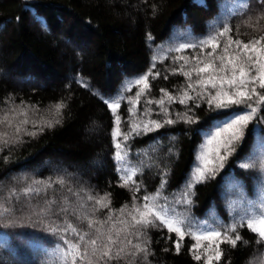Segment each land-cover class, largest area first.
I'll list each match as a JSON object with an SVG mask.
<instances>
[{
    "label": "trees",
    "instance_id": "1",
    "mask_svg": "<svg viewBox=\"0 0 264 264\" xmlns=\"http://www.w3.org/2000/svg\"><path fill=\"white\" fill-rule=\"evenodd\" d=\"M212 25L216 30L228 28L234 42L264 38V0H0V133L8 134L7 143L0 140V264H70L65 241H79L68 224L94 234L88 221L105 222L111 216L101 230L112 224L119 229L124 227L122 219L130 222L128 213L134 208L144 210L145 195L159 193L172 203L188 196L194 225L206 224L212 208L225 219V182L251 195L253 178L241 164L255 143L264 150V103L253 105L256 116L233 145L236 150L227 155L221 172L187 188L204 138L226 112L241 110L236 105L225 110L209 107L195 84L199 78L193 82L197 88L189 89V80L171 65L177 58L176 51L168 50L172 44L209 39L216 35ZM226 44L219 42L222 47L215 54H222ZM233 50L235 43L229 55ZM164 52L167 57L157 61ZM145 74L148 100L143 103L135 89L123 86ZM257 91L264 94V89ZM165 93L185 101L172 103L167 115L156 103ZM128 94L138 96L139 108L147 107L162 127L122 139L125 159L120 167L107 100L122 97L119 114L128 134ZM57 105H62L59 112ZM185 115L195 122H185ZM6 116L13 127L4 121ZM25 119L29 122L20 126L26 131L16 135L14 126ZM167 119L174 123H164ZM125 168L133 173L131 180ZM30 188L39 192L26 194ZM104 197L108 206L101 208L95 201ZM63 208L67 211H60ZM141 231L139 239L130 238L146 243L148 254L131 258L134 264H205L194 258L196 241L189 233L177 253V233L166 226ZM237 233L241 241L235 247L220 243L221 259L212 264H264V241L257 242L258 235L246 225L238 226Z\"/></svg>",
    "mask_w": 264,
    "mask_h": 264
},
{
    "label": "snow or ice",
    "instance_id": "2",
    "mask_svg": "<svg viewBox=\"0 0 264 264\" xmlns=\"http://www.w3.org/2000/svg\"><path fill=\"white\" fill-rule=\"evenodd\" d=\"M229 29H225L223 32L218 33V37H222L227 33ZM262 39H256L248 43H243L240 41H232L229 39L227 44L224 46L221 55H216V49L220 47L217 37H210L202 41L199 45V48L203 50L204 47L210 46L212 52L208 53L209 57L215 56V59H209L207 62L205 60L196 58V66L189 72H184L183 67H181V73L191 81L192 73L195 72L197 81L195 82L198 85L202 92L200 93L201 98L207 97V103L209 107L219 110H225L232 105H236L238 108H241L239 112H226L225 117L219 118L221 120L212 131L207 135L205 142L200 146L206 148L207 145H211L213 141H221L220 147L216 149V158L220 161V166H223V161L227 158V155H230L232 152H235V147L233 146L236 142L240 141L244 136V128L248 125L250 121L256 116L257 108L254 107V104L264 103V94H261L257 91V87L264 89V43ZM235 43L237 50H233L232 55H229V50ZM188 47H197V45H185L184 48ZM216 61H219V66H217ZM202 73H207V76H202ZM159 75L158 73L156 74ZM166 78V77H165ZM147 76L137 83H146ZM189 88L195 90L192 83H189ZM214 89L215 91H210ZM163 91V90H162ZM165 95H168L165 93ZM187 96V93H184ZM169 100L173 98L168 97ZM188 99H193V97L188 96ZM255 98V99H254ZM184 103V99L179 101ZM215 102V103H214ZM109 107L115 112L116 109L120 107V104L115 101L108 102ZM148 103H152L151 100ZM156 103L163 108L164 114H168L167 108H164V99L156 101ZM198 106V105H197ZM62 105H57V111ZM187 123H194V119L190 116L185 115L182 117ZM5 122H8L9 127H13L11 122L6 116L4 118ZM29 121L27 119L20 122V124L14 126V132L16 135H19L21 131H26L22 129L20 125L27 124ZM56 123H59L57 120ZM117 131L115 135L117 137L121 136L119 131L120 117L116 116L115 119ZM156 128L162 127V124L157 121H151ZM164 123L172 124L174 121L172 119H167ZM259 123V120L257 121ZM49 127L52 126L51 123L48 124ZM144 131L148 130V126H144ZM141 132L139 125H133L131 132L123 135V140L127 141L130 135H139ZM28 135H35V133L27 132ZM7 133H0V140L3 143H7L8 140L6 137ZM223 137V140L221 138ZM126 147V145H125ZM115 158L119 162H123L125 157L123 155V149L120 142L115 143ZM220 148H223L225 155H220ZM203 153H199L197 160L194 161L193 171L196 173L195 181L202 182L207 179L209 175L214 174V169L208 168L209 164H214V159H208L203 165L198 166V160L203 156ZM251 165L248 163L241 164L242 168H249ZM121 180L124 183H127V177L122 176ZM63 183V181H60ZM166 184V181H162V185ZM50 186V185H49ZM193 185L189 183V188ZM33 192H39V189H28L26 194ZM187 194V193H186ZM159 193L156 196H147L143 197L145 201L144 209L147 211H141L138 208H134L133 211L128 213L130 217V222L128 220H121L120 223L124 225L119 229L116 228L115 224L107 231H102L103 223L111 222V216H109L108 221L99 222L95 220H89V228H94V234L90 233H80L74 228L71 224L67 225V228L77 236L79 243H72L70 241H65L68 246V255L70 256V264H77V261L80 264H111L112 261L125 260L127 258L128 264H134V261L131 258L136 257L140 253H144L145 257L148 254V248L146 243H133L130 237L135 236L139 239L140 236L144 235L141 229L147 228L149 226H166L168 231L177 233V239L175 243V249L177 253L180 251L181 242L183 241L186 233V229L183 228L182 224L178 221L173 220L170 217H167L162 209L153 210L155 205L151 202L156 200ZM89 200L94 198L89 196ZM106 197L101 198L95 201V204L101 208H105L108 205L104 202ZM183 199V198H182ZM187 204H191L190 200L185 201ZM48 211H51V208H48ZM60 211H67L66 208L60 209ZM123 212V209L121 210ZM139 214V218L137 214ZM152 216V219H147L148 215ZM159 222V224L157 223ZM100 225L96 227V225ZM176 225L175 227L173 225ZM259 225V227H255ZM245 226V225H241ZM246 226L258 235V241H264V216L250 219L246 222ZM132 229V231H129ZM56 231L55 228L52 229ZM229 233H237V228L235 225L227 226L226 229L222 232L220 230L209 231L207 233H201L197 237V240L206 239L209 241H217L215 259L219 261L221 259L222 253L219 250V244L227 241L231 244L232 247L237 245V242L241 241V236L239 233L232 238ZM189 235H191L189 233ZM171 238V237H169ZM83 245V248L81 247ZM193 250L200 248V244L196 243L192 246ZM211 248V245H209ZM131 249V250H129ZM207 251V249H206ZM196 260L201 259V255L197 254L194 257ZM212 256H208L205 260V264H212Z\"/></svg>",
    "mask_w": 264,
    "mask_h": 264
},
{
    "label": "rangeland",
    "instance_id": "3",
    "mask_svg": "<svg viewBox=\"0 0 264 264\" xmlns=\"http://www.w3.org/2000/svg\"><path fill=\"white\" fill-rule=\"evenodd\" d=\"M212 26H213L212 29H214L213 31L216 34L215 36L213 35L212 37H217L218 43L223 42L225 44L226 41L230 39V35L227 32L225 33L224 36L218 37V33L223 32L225 29H228V28H220L216 30L217 27H214V25ZM206 39L207 38L200 39L199 41L196 42L195 45H197L198 43L200 45V43ZM185 45L186 44H172L168 49L170 52L176 51V54L174 56L175 57L177 56V58L175 59L172 58L173 60L171 63L172 66H177L176 70L178 68L181 69V67H183V70L184 69L192 70L196 66L197 57L205 60V62H207V60L209 59H215V56L209 57L207 55L208 53H210L209 50L212 49L210 46L204 47L203 50L197 47V49H193V50H190V52H188L186 50L191 49V48L190 47L184 48ZM221 47L222 46L218 47L216 49V52H219L221 50ZM166 53L164 52L163 55L156 58L157 61H162L163 59H165V57H167ZM220 53L216 55H221ZM216 63H217V66H219V61H216ZM201 75L207 76V73H202ZM145 76H148V75L147 74L141 75L137 77L136 79H134L131 83L123 86V88L129 91L131 89H135L134 91H136V93L140 95L141 97V102L145 101L143 103H146L148 100L147 98L148 84H147V81L146 83H137V82L142 80ZM196 77L197 75L194 74L193 78L189 82L194 84L193 82L196 81ZM80 83L87 88H91L89 82L86 80H81ZM193 86L194 88H197V86L195 85ZM200 90L202 92L201 88ZM210 91L214 92L215 90L210 89ZM93 92L97 93V89L93 88ZM130 95L131 94H128V97ZM169 96L170 95H164L161 98V99H164L165 101L164 106H163L164 108H168L172 103L178 100H181L180 98L174 97V96H171L173 99L169 100L168 98ZM121 98L122 97L118 99L107 100L108 106H109L108 102H111V101L118 102V100H120ZM139 100L140 98H138V96L136 97L132 96V98L130 96L129 98L124 99V101L126 102V104H128V107H129V119H128L127 127L132 129L133 125H139L141 129L140 134H145L148 132L156 131L158 128H156L155 125L151 123V121L153 120L151 119L150 113L146 112L147 107L143 109L139 108ZM157 106L158 108H160V112L164 113L163 108H161V106H159L158 104ZM110 110L114 116V125H115L114 130H113L114 143H117V142L121 143L123 139V135L127 134V132L126 131L124 132L122 130L123 123L121 121V117L119 114L120 107L116 109L115 112L111 108ZM158 115L160 116V114ZM116 116L120 117L119 131L121 133V136L119 137L115 135L117 131L116 123H115ZM162 117L163 115L161 114V118ZM145 125L148 126V130L146 131L143 130ZM206 137L204 138L201 145L205 142ZM220 144H221V141H213V143L211 145H207L206 148L200 147L201 145L199 146L197 156L199 153H203L204 155L198 160L197 162L198 166L203 165L210 158L215 160L214 164L208 165V168L214 169V174L209 175L207 179L214 178L222 170V167L220 166V161L218 159H215L216 149L220 147ZM251 151H252L251 154L245 157V162L251 165L249 168H247L250 170V175L253 178L251 195L247 196L245 192L243 191V189H240L237 187L236 183L229 182V181L225 182L223 185V194H222L223 200L225 203V213H226V217L224 220H221V218L217 214V210L215 208H212L210 210V213L206 217L207 218L206 224L194 225L192 221L189 220L191 204L185 203V201L190 200L188 196H186L184 199H178L176 202L172 203V201L170 200L164 201L163 198L160 195H158L157 199L151 202L152 204L155 205V208L153 209L154 211L157 209H162L163 213L167 217H170L173 220L180 222L183 228L186 229V233H191L196 243L200 244V248L195 250L196 251L195 253L196 255L197 254L201 255V259H203L204 261L206 260L208 256L213 257L212 263L216 260L215 251H216L217 241H209L206 239L197 240L195 237H197L201 233H207L209 231H214V230H220L223 232L227 226H231V225H235L237 228L238 226L246 225V222L250 219H255V218L264 216V150L258 149L257 143H255L252 146ZM220 155H221V148H220ZM196 160H197V157H196ZM117 162L120 167H124L123 162H119L118 160ZM60 171L65 172L64 169H60ZM126 172H127V177L131 180L133 177V173L130 172L128 169H126ZM195 176H196V173L192 170L189 183H191L193 186L197 183H200V182L195 181ZM205 180H203L202 182H204ZM189 183H188L187 188L191 190L193 186L189 188ZM156 195L157 193L150 194L148 196L151 197V196H156ZM52 203L53 202H51L47 206V209L50 207ZM143 211H147V210L144 209ZM146 218L150 219L152 218V216L149 214ZM173 226L175 227L176 225L174 224ZM255 227H259V225H255ZM209 245H211V248H209Z\"/></svg>",
    "mask_w": 264,
    "mask_h": 264
}]
</instances>
